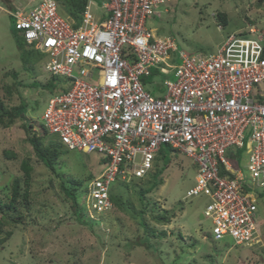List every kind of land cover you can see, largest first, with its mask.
Masks as SVG:
<instances>
[{
	"label": "built area",
	"instance_id": "built-area-1",
	"mask_svg": "<svg viewBox=\"0 0 264 264\" xmlns=\"http://www.w3.org/2000/svg\"><path fill=\"white\" fill-rule=\"evenodd\" d=\"M172 0H88L80 23L57 0L9 11L16 28L45 54L46 69L67 85L46 102L42 120L69 149L98 152L106 168L89 183V207H113L112 183L144 178L162 146L192 159L197 175L185 199L205 197L214 240L259 242L264 187V31L232 33L211 53L179 50L158 37L148 17ZM165 10H168L165 8ZM155 69L166 79L146 88ZM247 155V170L238 163Z\"/></svg>",
	"mask_w": 264,
	"mask_h": 264
},
{
	"label": "rangeland",
	"instance_id": "rangeland-1",
	"mask_svg": "<svg viewBox=\"0 0 264 264\" xmlns=\"http://www.w3.org/2000/svg\"><path fill=\"white\" fill-rule=\"evenodd\" d=\"M39 1L0 0V98L8 106L18 105L22 97L28 103L26 121L0 124L4 208L0 207V264H264V187L256 188L261 240L237 244L232 237L213 239L212 222L204 215L207 198L185 199L195 184L196 166L187 155L168 146L164 145L166 154L160 162L162 184L146 193L143 201L139 189L148 186L151 174L143 179L119 177L111 190L119 196L116 203H122H114L103 213L89 207L85 192L106 168L103 154L70 150L62 144L56 169L43 164L27 140L24 123L41 129L47 100L67 85L47 71L44 53L32 68L24 67L13 37L15 18L9 13L16 7L32 9ZM60 10L64 12L63 6ZM160 11L148 17L147 26L158 37L174 38L179 50L189 53L214 52L230 34L248 27L264 31V0H172ZM220 11L228 15L225 26L217 17ZM17 79L21 84L16 89ZM166 79L176 78L174 73L155 69L146 79L147 90L155 96L163 94ZM33 81L41 84L33 86ZM47 82L57 85L56 89L45 87ZM257 90L264 93V82ZM49 140L47 136L44 141ZM241 155L238 165L248 177L247 155ZM24 162L32 166L28 183ZM16 177L21 179L20 193L9 208ZM78 181L82 182L76 191L81 219L74 215L72 199L65 193L66 187ZM142 210L143 218L139 217ZM162 214L169 217L167 224L157 218Z\"/></svg>",
	"mask_w": 264,
	"mask_h": 264
},
{
	"label": "trees",
	"instance_id": "trees-1",
	"mask_svg": "<svg viewBox=\"0 0 264 264\" xmlns=\"http://www.w3.org/2000/svg\"><path fill=\"white\" fill-rule=\"evenodd\" d=\"M57 1L59 2L60 6H63V10H64L63 14L74 18L77 21V24H79L81 20V15L86 8L88 0H57ZM217 17L220 19V21L223 23L224 26L228 24L229 18L225 12H221V11L218 12ZM246 32L247 30L244 31V33ZM13 37L20 51V56H21L22 61L24 62L23 63L24 67L28 69L32 68V65H34V63L38 62L43 57V52L37 46V44L33 42H28L25 36L16 28L15 25L13 28ZM14 76L17 78L18 73L14 72ZM55 79L57 80L58 78H55ZM60 80H58V82ZM20 84L21 82L17 79L14 84L16 86V89ZM40 84L41 83H39L38 81H33L31 85L39 86ZM43 85L49 89L51 88V90H55L57 87V85H55L52 82H47V83H44ZM262 99H264V97ZM27 109H28V103L23 97L20 103L14 106H8L5 103V101L2 98H0V124H2L3 126H10L14 124L17 121V119H23L26 121L27 120V116H26ZM24 127L27 133V140L32 144L33 149L36 155L38 156V158L49 169L55 170L56 161L58 157L64 151L61 148L62 143L58 140L56 135L48 131L45 125H42L41 129L39 130H34L35 125L33 123H29V124L24 123ZM47 136H50V140L47 143H45L44 140ZM165 146H168L170 147L171 150L176 151V149L172 148L170 145H165ZM165 154L166 153L164 151V146H162L155 160L154 169L148 174V175L151 174V180L148 182V186L145 188L139 189V193L141 195L142 200L144 196L146 195V193L151 192L156 187H159L162 184L163 180L160 179L159 177H160V174H162V172L164 171V168L163 167L160 168V162H162V159L165 158ZM166 163H168V161ZM23 168L28 175V179L25 181L26 183H28L30 175H31L30 173H31L32 166L29 164V162H24ZM133 179H136V178H133ZM138 179H143V178H138ZM20 185H21V179L16 177L13 181V193H12V199H11L12 202L11 204L8 205L9 208L11 207L12 203L14 205V202L16 201V198L20 193ZM81 186H82V182L78 181V182L73 183L71 187L65 188L66 195L72 199L73 213L74 215H76V217H78V219H81L82 215L80 213L76 191L78 187H81ZM85 192L88 193L87 187H86ZM118 197L119 196L116 197L115 193L111 191V198L114 203L117 202L116 200L118 199ZM121 203L122 202L120 200V202L116 204H121ZM146 206L147 204H144V208H146ZM0 207L4 210L1 200H0ZM143 212L144 210L140 212L139 217L141 216L143 218L144 216ZM157 218L160 221H162V224H167V222H169L170 220L169 217L164 214H162L161 216ZM142 223L145 226H147L148 230L151 229L149 224L145 220Z\"/></svg>",
	"mask_w": 264,
	"mask_h": 264
},
{
	"label": "clouds",
	"instance_id": "clouds-1",
	"mask_svg": "<svg viewBox=\"0 0 264 264\" xmlns=\"http://www.w3.org/2000/svg\"><path fill=\"white\" fill-rule=\"evenodd\" d=\"M249 28V27H248ZM247 31H248V29H247ZM244 32V31H243ZM238 33V32H237ZM38 130H39V128H38ZM59 140V139H58ZM60 141V140H59ZM61 142V141H60ZM62 143V142H61ZM63 144V143H62ZM64 145V144H63ZM69 149V148H68ZM71 150V149H70ZM137 179V178H136ZM125 180V179H124ZM127 180V179H126ZM112 191V190H111ZM110 194H111V192H110ZM113 201V200H112ZM113 207H114V202H113ZM112 207V208H113ZM106 212V211H105ZM103 213V212H102Z\"/></svg>",
	"mask_w": 264,
	"mask_h": 264
}]
</instances>
